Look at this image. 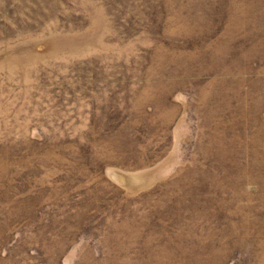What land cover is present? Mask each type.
Masks as SVG:
<instances>
[{"label": "rangeland", "instance_id": "rangeland-1", "mask_svg": "<svg viewBox=\"0 0 264 264\" xmlns=\"http://www.w3.org/2000/svg\"><path fill=\"white\" fill-rule=\"evenodd\" d=\"M0 264H264V0H0Z\"/></svg>", "mask_w": 264, "mask_h": 264}]
</instances>
